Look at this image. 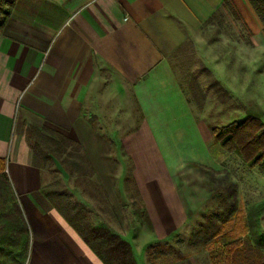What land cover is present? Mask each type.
<instances>
[{
    "label": "crops",
    "instance_id": "crops-1",
    "mask_svg": "<svg viewBox=\"0 0 264 264\" xmlns=\"http://www.w3.org/2000/svg\"><path fill=\"white\" fill-rule=\"evenodd\" d=\"M213 19L229 30L208 42L200 30ZM189 41L233 99L246 102L235 87L264 86V23L249 0L12 1L0 22V157L11 146L6 173L30 230L25 264H106L42 192L46 163L34 162L32 127L77 143L110 199L124 154L157 241L181 237L186 226L187 241L191 217L205 215L192 200L211 190L191 163L236 182L229 220L264 199V159L251 168L225 150L192 107L177 58ZM260 224L264 231V214ZM197 250L174 264H200Z\"/></svg>",
    "mask_w": 264,
    "mask_h": 264
},
{
    "label": "trees",
    "instance_id": "trees-1",
    "mask_svg": "<svg viewBox=\"0 0 264 264\" xmlns=\"http://www.w3.org/2000/svg\"><path fill=\"white\" fill-rule=\"evenodd\" d=\"M249 2L264 23V0H249ZM219 88L225 92L222 87ZM48 130L49 135L41 134L36 128H31V133L35 135L32 145L34 162L41 167L51 156L59 158L61 153L58 131L55 133L52 129ZM212 132L225 150L236 153L249 167H255L264 159V122L260 117L249 115L228 124L212 125ZM64 138L77 145L68 137L64 136ZM84 158L94 173L87 158ZM60 162L69 173L74 167L76 174H85L82 163L61 159ZM191 165L210 175L208 184L212 190L223 188L227 191L226 196L224 193L219 194V197L224 199L221 214L223 223L212 234L213 239L208 223V227L201 233L198 231L193 233L191 242L203 240L204 243L218 246L222 258L216 261L215 255L212 258L213 264H264V231L260 224V218L264 214V199L253 204L246 215L240 210L233 219L229 220V215L237 208L236 182L226 170L217 171L198 163ZM42 192L106 264H133L134 258L129 242L106 227L96 226L83 202L73 199L65 189L58 188L55 183L44 184ZM229 223H233V226ZM29 245V225L6 173V159L0 157V264H25ZM162 246L161 243L149 246L147 256L150 264H161L156 256H163L165 253L161 250L156 255L153 250L162 249ZM176 251L178 260L183 254L179 249Z\"/></svg>",
    "mask_w": 264,
    "mask_h": 264
},
{
    "label": "rangeland",
    "instance_id": "rangeland-1",
    "mask_svg": "<svg viewBox=\"0 0 264 264\" xmlns=\"http://www.w3.org/2000/svg\"><path fill=\"white\" fill-rule=\"evenodd\" d=\"M12 1L13 0H0V22L10 9ZM215 21L213 19V21L210 20L204 23L200 30L204 36L207 37L208 42L212 40L211 38L214 35H217V31L226 32L229 30L228 25L223 23V21L219 24H217V22L215 23ZM190 45L192 47V41H189L181 50V52L185 53L184 55H181L182 53L180 54L181 56L177 55L178 60L181 62L183 61V64H180L181 66L178 74L198 117L205 119L212 127V125H224L234 120H241L245 115L250 114V112L262 110V117L260 118L264 122V86L248 88L245 91L235 87L236 93H238V90L241 93H245L246 97L244 98L246 100H244L246 102L242 103L238 98L233 99L230 94H227L226 90L225 92L220 90L219 86H222L218 81L217 83L215 82L214 76L205 66V59L204 63H201L198 58H196V55L194 53L192 54L194 50L191 51ZM225 53L226 52H224V54ZM255 99L262 100V103H254ZM240 100L242 101V99ZM17 115L18 113H16L14 120L11 145L16 134L19 116ZM48 129L50 128L42 129V132L44 133L45 131L49 135L50 131ZM52 130L57 133V130ZM28 133L29 141L33 144L35 135L30 134V129H28ZM57 134L59 135L61 146V150L59 151L61 153L59 158L51 156L46 162L44 171H42L44 183H55L58 188L65 189L73 199L85 204L89 216L96 226L106 227L118 233L128 241L132 248V256L134 258L133 264H142V256H147L149 246L157 243L163 245L161 247L162 249L152 250L156 255L158 251L161 250L165 253L163 256H156L157 261L161 264H174L178 258L177 249L182 251L183 255H186L193 253L195 247L198 248L196 254L200 264H213L212 258L215 255L216 261L221 260L222 253L218 246L204 243L203 240H199L196 244H192L191 238L184 241L182 238L187 234L186 230L189 228L187 226V228H182L180 231L182 232V238L179 235H173L170 239L157 241L151 231L148 217L136 194L131 178L130 160L124 154L122 165L119 163L121 167L118 166V168H116L114 176L112 177L114 181V194L112 193L113 199H110L101 188L95 174L92 173L90 167L86 163L82 148L78 144L76 145L66 140L64 138L65 135L61 131H58ZM10 154L11 146L8 157L6 158L7 162ZM60 159L82 163L85 174H76L74 167H72L71 173L67 172L61 164ZM198 172L202 175L201 178L208 189L211 190V196L207 198L199 194L198 199L192 200V204L198 206L195 211L205 213V215L192 216L188 224L194 223V225H196L195 231L201 233L208 227L207 224L209 223L211 227V230L209 228L210 235L211 239H213L212 234L217 231L223 223L221 215L217 214V211L223 209L222 204L224 201L223 198L219 197V194L224 193L226 196L227 191L223 188L212 190L208 184L211 178L210 175L201 170ZM199 186L197 185L200 189ZM200 197L204 199L202 200ZM132 245H134V249ZM146 259L147 264H150L147 257Z\"/></svg>",
    "mask_w": 264,
    "mask_h": 264
}]
</instances>
